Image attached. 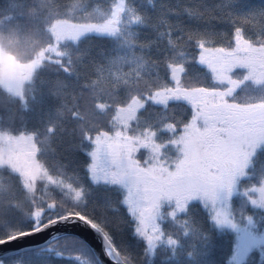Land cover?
I'll use <instances>...</instances> for the list:
<instances>
[{"label": "snow or ice", "instance_id": "snow-or-ice-1", "mask_svg": "<svg viewBox=\"0 0 264 264\" xmlns=\"http://www.w3.org/2000/svg\"><path fill=\"white\" fill-rule=\"evenodd\" d=\"M236 2L7 0L5 15L36 45L28 97L37 108L48 96L56 105L40 126L21 117L0 130V148L15 158L0 164L11 186L0 194L23 193L30 205L0 226V245L79 223L100 235L113 264H135L117 243L125 229L148 252L161 242L174 251L162 201L176 219L197 197L216 225L237 227L228 197L264 150V5L238 11ZM5 87L32 110L19 88ZM244 192L264 208V181ZM69 239L80 243L57 236L30 250L60 256ZM8 255L0 264H23Z\"/></svg>", "mask_w": 264, "mask_h": 264}, {"label": "trees", "instance_id": "trees-1", "mask_svg": "<svg viewBox=\"0 0 264 264\" xmlns=\"http://www.w3.org/2000/svg\"><path fill=\"white\" fill-rule=\"evenodd\" d=\"M60 2L67 6L71 4L72 0H60ZM262 5H264V0H237L234 7L238 11H247L252 7ZM11 11V6L7 0L0 4V50L11 55L20 63H30L29 58L36 50L34 38L29 33L22 31L15 19H10L5 15ZM3 75L4 68L0 61V118H2L0 119V130L19 127L21 117L26 119L28 128L40 126L45 120L46 112H50L55 107L56 100L50 96L45 97L44 102L37 108L28 97L32 81L37 76L36 70L21 88L25 97H28L27 102L32 108L31 111H22V98L16 96L3 85ZM72 103V98L69 97L68 104L71 105ZM59 142L60 136L54 137L53 147H57ZM9 159L14 158L9 157L0 148V164L6 163ZM247 171L248 175L238 180L240 187L236 185L231 193V203L236 213L235 216L237 218L251 216L252 223L247 220H236L241 224L240 226L246 227L248 230L252 229L258 234L254 236L255 245L246 257L239 258L237 255V232L225 225H216L210 219V210L203 206L199 197L193 198L188 203L186 211L179 212L176 219L167 215L170 202L162 201L164 215L160 220L161 227L166 234L174 236L179 241L174 251L166 243L161 242L153 252H148L146 241L131 234L128 229H125L124 233L117 238V243L127 248L132 254L135 264H264V208L252 205L248 195L254 197L253 193L246 195L244 192V189L249 185L264 180V150L260 151L254 166L249 167ZM10 187L5 178L0 176V192ZM27 199L28 197L23 193L13 200L5 199L0 194V226L7 224L10 215H27L30 209ZM9 204H14L15 209H10ZM184 219L188 220L187 225L177 223V220ZM185 227L190 229L187 234L184 232ZM65 236L77 238L80 243H75L69 239L66 246H60L63 255L58 256L54 252L47 251H41L37 254L35 250H29L7 256L6 259L9 261L22 260L23 264H66V261H72V258H76L77 253H80L85 259L95 260L93 251L84 241L73 235L61 237Z\"/></svg>", "mask_w": 264, "mask_h": 264}, {"label": "rangeland", "instance_id": "rangeland-1", "mask_svg": "<svg viewBox=\"0 0 264 264\" xmlns=\"http://www.w3.org/2000/svg\"><path fill=\"white\" fill-rule=\"evenodd\" d=\"M0 61L3 64L4 68V75H3V85H11L14 88H19L21 90L24 82L30 78L32 75L34 69L31 68V62L30 63H20L17 60H15L14 57L11 55L3 52L0 50ZM14 158V157H13ZM15 159V158H14ZM262 181L255 182L254 185L259 186ZM252 185H249L250 187ZM237 187L239 186V183L237 182ZM246 187V188H248ZM234 191V190H233ZM253 193L254 197L259 196L256 192ZM224 194L221 193V199H223ZM228 204L230 206V211L232 213V216L236 222L237 227L233 228L230 225H225L227 227H230L231 229L235 230L238 234V249H237V255L239 258H244L248 255L250 250L255 245V238L254 236L258 235L255 231L252 229H247L246 227L240 226L241 224L236 220H247L246 217H236V213L233 210V206L231 203V195L228 197ZM93 260V259H92ZM96 261V258H95ZM66 264H84V261L81 258H72V261H66ZM96 264L97 263L96 261Z\"/></svg>", "mask_w": 264, "mask_h": 264}, {"label": "water", "instance_id": "water-1", "mask_svg": "<svg viewBox=\"0 0 264 264\" xmlns=\"http://www.w3.org/2000/svg\"><path fill=\"white\" fill-rule=\"evenodd\" d=\"M65 234L76 235L87 242L93 249L100 264H113V260L104 255V244L100 235L92 229L87 228L85 225L79 223L72 227L55 225L52 228L47 229L42 234H34L31 237L25 238V241L22 244L13 242L8 245H0V257H4L5 253L13 255L19 252L30 250V246L32 245H36L41 248L47 245V243L53 240L55 237Z\"/></svg>", "mask_w": 264, "mask_h": 264}]
</instances>
